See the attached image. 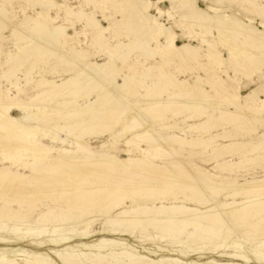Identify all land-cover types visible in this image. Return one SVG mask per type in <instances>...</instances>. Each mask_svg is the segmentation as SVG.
Listing matches in <instances>:
<instances>
[{
  "label": "bare ground",
  "instance_id": "1",
  "mask_svg": "<svg viewBox=\"0 0 264 264\" xmlns=\"http://www.w3.org/2000/svg\"><path fill=\"white\" fill-rule=\"evenodd\" d=\"M92 1L93 0H91V2ZM104 1L108 2V3L110 2L113 6L116 5L115 0H104ZM159 1L160 0H157L156 2H152L151 0H149V1L125 0V2L131 3L132 7H133L131 9L132 13L130 12L131 17H128L131 19L130 23L133 24V28L135 27V29L136 28L140 29L141 33L143 35L146 34V37H148L147 39H151V40L154 39L157 41V42L155 41L157 43V46H155V48H153L151 46L149 47V45L147 43L148 40L146 41V39L143 38V35L141 33L139 34V32H138L139 35H137L134 38L135 46H136L135 49H139V50L143 51L146 58L149 60L155 58L156 55H159V56H163L165 58L168 57V59L172 60V61L184 62V64L199 61L198 60L199 57L202 58V56L200 55L201 49L198 47H193L191 43H186V44H183L182 46H179L175 42L176 33L173 31V28H171V27L169 28V27H165L164 25H161L160 23H158L156 17L152 14L153 9L158 10V8H156V4ZM161 1H163V0H161ZM167 1L170 2V4L173 6V8L175 10L184 11L185 16H183V17H186L188 19V22H190L194 28H197L201 31V33L199 35V37H201L200 38L201 47H207L206 48L207 49L206 54L203 57L206 58L210 67L211 66L214 67L215 65H218V64L219 65L223 64V59L221 57V54L218 51L217 46L215 45V43L213 41L214 39L213 40L208 39V36L210 34H212L213 31H216L220 36H224V37H226V36L229 37V35L232 34L234 36V37H231L232 42H237V40L239 39L238 36H243L244 37V38H242L243 42H241V41L239 42L241 46L245 45V43H248V42L252 43L251 46L246 47L247 48L246 50H243L244 60H246L249 63V65H252V66H257V67L258 66H264V51H261V48H264V32L263 31L257 29L255 26H251V25H248L246 23H243L233 13H231V14L223 13V14L212 15L208 11L202 9L199 6L198 0H167ZM237 1L238 0H209V3L212 4L213 6L225 7L226 5H229V4H235ZM240 1L249 5L247 8L243 9L246 14L256 13L259 16H261V18H264V9L263 8L261 9L259 6L261 4L257 5V2H255L256 3L255 4L252 2V0H240ZM94 3H95V1H94ZM119 3H121V2H119ZM38 4L43 8L42 11L47 10V12L50 9L59 7V5L55 2V0H38ZM106 5H105V7H106ZM183 6L184 7L186 6V7L183 8ZM110 7L113 8L112 6H110ZM65 9H66V7H65ZM100 10H101V8H100ZM120 10H122V8H120ZM128 11H129V9H128ZM65 12L69 18L70 17L77 18L78 22H79V20H85L86 21V23H85L86 30H87V28H91L92 31L97 32L98 44H100L99 46H101L102 50H103V47L106 48L109 46L110 42H109V44H107L106 37H105V33H109V32H107L108 29H106L101 24V22L96 18L94 13H91V15L90 14L87 15L82 9L81 10L79 9L77 11V10L71 8V6L68 7L65 10ZM158 14H160L161 16L167 15V13H163L160 10H158ZM66 15H65V18H66ZM123 15H124V13H123ZM186 15H188V16H186ZM45 16H47V15H45ZM180 19H181V17H180ZM74 21H76V20H74ZM4 23H6V22H4ZM127 24H129V23H126V25ZM9 25H11V24H9ZM23 25L21 28L25 27V26L23 27ZM37 26L41 30V33L38 34L39 35L38 37L40 38L41 43L43 42L47 45L43 54L44 53L47 54L48 51L49 52L53 51L55 54V51H57V49H58L57 46H58V44H60L59 39L61 37H65V39L67 37H69L68 34H65L66 32H65V29L63 27H61L60 25L55 26L51 23V21H47L46 24H42V23L37 22ZM66 30H67V28H66ZM21 31L24 32V30H22V29H21ZM31 32H35V31L32 30ZM115 32H116V30H115ZM88 34H89V31H88ZM133 35H135V33ZM193 35L194 34L189 33V38H193ZM116 36H117V33H116ZM129 37H130V35H129ZM23 38H24V36H23ZM32 38H33V36H32ZM77 38H78V33H77ZM92 38H94V36ZM26 39H29V38H26ZM65 39H64L63 47H65L66 45H69V44H67V40H65ZM163 39H166L167 41L165 43H163L162 42ZM18 40H19V38H18ZM116 42H117V40H116ZM219 43H222V40ZM89 44H90V41H89ZM237 44L238 43H236V46H237ZM123 45H125V44H123ZM123 45H119V46L116 45V46L118 49H121V51H123L125 53L131 49V47H130L131 44H130V46H128V45L123 46ZM228 46H229V44H228ZM26 47H27V45H26ZM71 47L72 46H70V48ZM78 47H79V45H78ZM224 47L227 48L226 46H224ZM24 48H25V46H24ZM26 49H30V48H26ZM33 49H34V45H33L32 50ZM73 49H74V45H73V48L70 49L69 51L63 52L62 56H64V60L65 59L70 60V61L74 62L75 65L77 64L80 66H84V67H82L83 72L81 73L80 77H72L63 83L61 82L62 84H57L55 82H51L48 80H41L39 82V84L37 83L38 84L37 86L40 89V91H38L36 96L34 95L35 97L33 99H31L29 102H27V101H26L27 103H23L25 101L15 102L16 100L13 98H10L9 94H7L6 95L7 102L4 101V102L0 103V111L3 113V114H1V119H0V139L2 140V139L6 138V140H7V137H12L14 135V130L19 129V131L22 133V136L26 140H31V139L33 140L34 138L37 137V134H38L37 131L40 128L39 125H41V123H43L45 125L50 123L49 120H47V118H46L49 116L48 115L49 108L45 107L43 110L44 112H42V113L38 109L37 114H34V113H31V112H33L32 110L35 106L34 103H36V102L38 103L40 101L42 102L45 100L47 101L48 99L51 100L54 97L56 99V96H61L63 98L68 99L69 96L79 94L80 90H82V88H84V87H88V89H91L90 87L92 85H93L94 89L89 90V93L90 94L91 93H94V94L97 93V98H98L97 100L95 99L96 100L95 102L89 101V103H86V106L82 110H76L75 109L74 111L70 112V117L68 116L70 119L68 121L67 120H61V117H60L61 115L59 116L60 120L57 117H55L56 119H53V116H51L52 121H53L51 124H54L53 128L62 130L63 132L66 133V136H67L66 138L63 139V138L59 137V135L54 134V135H52L53 141L57 140L63 144H66L68 136L74 135L75 137H73V138L76 139L77 143H75V144L79 145L78 146L79 150H77V151L59 150L58 155L53 156V155L48 154L44 157V159H41L40 157L35 156L33 153V158H32L33 163L29 164L26 161V158L25 159L22 158L25 160V162H24V160H22L20 157V156L23 157L22 154L25 153V151H23L22 147H26V149H28L29 145H27L25 143L23 144V141H22V143H18V144L16 143L15 144L16 145V147H15L16 151L12 155L9 156L10 161H14V162L16 161V162L24 163L25 168H30V170L33 169V170L37 171V170L42 169V172H48L52 176L64 175L65 178H63V179L59 178L58 180H53V184H54L53 186L54 187H52L50 179H48V176H47V178L41 177L42 179H39V178L36 179V178H32L31 176L26 177L22 174L13 173L11 171L0 170V201L2 199L5 200L4 205L0 206V246L6 247V246H11L13 244L19 243L16 240L10 239L9 236L21 238V236L19 234H17L16 231L19 230L20 227H22V225H24V226L26 225L25 227H29V229H30V227H34L35 230H36V228L41 230V228L46 226L48 229L46 231H43V232L41 230L42 234L43 235L49 234L48 236H52V237L45 242H51L55 246L56 245H61L62 247L69 246V245L72 246V247L65 248L63 250H58L55 248L48 250V252L51 255L55 256L57 259H59L62 264H88L89 263L88 261H91L92 264H102L104 262L108 263L109 262L108 259L113 260L114 262H116V264H171L172 262H177L180 260H181L180 261L181 264H238V263H236V261H228L227 263L222 262V261H224V260H222L224 258L221 255H219L221 260H216L213 257H209V254H210L209 252L204 251V253H203V250L205 249L204 246L206 244V241L211 242L212 239L220 238L221 244L226 245L227 241L230 240V238L234 234V235H236V237H238V239L235 238L236 241H235L234 245H232V246L230 245L227 247L231 248V249L236 248L237 252H241L242 254L243 253L247 254L245 256H242L243 263H246V264L249 263L250 258H253L256 263L264 262V177L262 179L255 180L252 182H246L245 184H239V183H234V182H226V184L224 183V185L221 189L222 191H220V192L226 191V189L228 187L232 188V191L230 193H228V192L225 193V202L223 203V202L219 201V195L215 193L216 192L215 190H218L217 188L219 187L217 185V182L212 181L209 178H207L209 176V177H213V179L214 178L217 179V178H219V176L211 175L209 172H206L205 175H200L194 169H191V167L188 166L186 163L184 164L185 168L183 171L180 170L179 172H173V171L165 170L166 172L168 171V173H166L165 171L160 170L161 169L160 167H157L156 165L153 166L154 163L153 164L151 163V161L153 159H155V156L152 154V152H154V151L157 152V150L160 152L161 151L162 152L167 151L168 152L167 154H169V155L171 153V154L178 156V152L182 151L184 149V147L190 146V147L195 148L197 146V147H200L201 149L204 150L205 147H207V145L209 144V140H205L204 138H201L202 140L198 139L200 137L197 138L198 140L193 139L191 141H188V140H185L186 138L182 139L178 136H174V135L171 136L169 134H167V135L162 134V131L168 130V132H169L170 130H173L176 128H174L175 126L173 127L172 125L168 126V127L167 126L163 127L164 124L162 125V127H160L159 125L157 126L156 123H158V121H157L158 118H161L164 113L168 112L170 110V107L177 106L180 104V102L182 103L184 101H185L184 104H185L186 108L196 110V112L200 113L199 115H205L206 109L208 107H210V105L213 104V102H216L217 100L214 101V100H211L213 98H210L211 101H209L207 99V97H206V99L208 101L202 99L203 98L202 95L205 92L201 89V86H197L196 83H195L196 87L195 86L190 87V85H189V87L186 89L181 88V86L184 84V81L183 82L178 81L175 77H173L174 75L171 76V75L163 74V76H164L163 79L165 78V76H167V79H166L167 84H166V81H165V84L168 86L169 85L172 86L174 89H178L179 93L173 94V96L171 95L168 98L169 99L167 101L168 104L161 101L159 99L158 94H151V96L153 95L152 99L151 98L149 99L150 102H149V104H147L146 107H133L132 100H131V96H132L131 94L132 93L128 92V90L125 88L128 85L126 83L123 85H113L112 84L113 81H115V77L116 76L118 77V74L120 72V71H117L116 68L115 69L113 68V66H114L113 64H111L110 62L102 63V64L97 63V62H93L91 64H89V63L87 64L86 58H85L86 56L85 57L80 56L81 54H77ZM112 49L114 50V48H112ZM258 49H260V51ZM257 50L260 53L259 56L256 54L255 55L253 54V51L257 52ZM229 51H230L231 57H230V59L229 58L228 59L231 61L232 65H235V67L237 66L236 68L238 71H241L243 69L246 70V68L249 67V65L247 64L246 61H242L241 63H238V64H235L236 61H235V63H233L234 60L238 59V56L240 59V54H242V51L240 54H238L239 51L237 52L233 49H231ZM93 52H94V49H93ZM107 52H109V51H107ZM104 53H105L104 56H106V52H104ZM85 54H82V55H85ZM93 55H97V54L92 53L91 57H93ZM98 56H100V53L98 54ZM111 56H112V58H114L116 56V53L113 52ZM142 56H144V55H142ZM11 59H13V58H11ZM66 60H65V62H67ZM123 60H124V58H123ZM137 60L138 59L136 58V60L134 62L136 63ZM146 60H145V62H146ZM23 61H24V59H23ZM23 61H22V63H24ZM138 61H140V60H138ZM36 62H34V63H36ZM143 62H144V60H143ZM201 62H199V63H201ZM62 63H64V62H62ZM70 63H69V66H70ZM74 63H73V65H74ZM165 63L168 64V62H165ZM208 64L206 65V69L209 67ZM149 65H151V64H149ZM160 65L161 64H159L158 66L160 67ZM178 65H180V64H178ZM205 65L203 64V67ZM131 66L129 65V67H131ZM138 67H141V66H138ZM197 67H198V65H197ZM199 67H198V70H199ZM215 67H214V69H215ZM117 68H118V66H117ZM143 68H145V67H143ZM176 69H177V66H176ZM193 69H194V67H193ZM253 69H254V67H253ZM57 70L55 71V73L57 72ZM178 70H179V67H178ZM219 70H220V68H219ZM53 71H52V74H53ZM158 71L160 72V70H158ZM259 71H261V70H259ZM45 72L46 71H44V73ZM161 72H162V70H161ZM213 72H214V70H213ZM247 72H248V70H247ZM63 73H64V70H63ZM128 73H130V71ZM139 73L144 75L143 71H142V73L141 72H139ZM147 73H149V72L147 71ZM206 73H209V71ZM227 73H228V71H227ZM122 74H125V73L122 72ZM132 74H133V72H132ZM153 74L154 73L152 72V75ZM238 74H240V73H238ZM152 75L150 77H152ZM210 75L211 74H209V77H210ZM219 75L217 72V76H215L214 74L212 76L217 77V81H220V79L218 78V77H220ZM137 76H138V74H137ZM212 76H211V78H212ZM250 76H252V75L250 74ZM125 77L126 76L124 75L123 78H125ZM243 77H245V75ZM156 78H159V77H156ZM126 79L128 82V78H126ZM148 79H149V77H148ZM236 79H234L233 81H235ZM161 80H162V78H161ZM78 81H80V82L78 83ZM153 81H154V79H153ZM205 81H207V79ZM130 82H132V81H130ZM134 82H136V81H134ZM154 82H155L154 85H156L157 84L156 81H154ZM212 82H213V80H212ZM214 82L210 83L212 89L216 90L217 93H220L224 96V99L223 100L220 99L219 102L223 101V103L228 108L229 107L232 108V110L229 109L228 111L227 110L224 111V113L227 114L226 116L231 117V119L237 118L236 120L239 121L238 123L240 125L245 126V128H246L245 135L248 136V139H250L251 142L253 140H255L254 135L258 134L257 133L258 132V129H257L258 120H261L262 122H264V100H261V97L264 95V84L258 86L255 90H252L248 95L243 97L239 94V87L240 86L235 88L233 90V92L227 93L225 91H222L223 87L221 88V90H219L220 88L219 89L217 88V83L214 84ZM224 82H225V80L221 79V84ZM142 83H143V81H142ZM160 83H162V82H160ZM236 83L238 84V82H236ZM240 83H242V80ZM73 84H75V86L72 89H70ZM76 84L78 85L77 87H76ZM224 85H225V83H224ZM148 87L149 86H147L146 88H148ZM172 87H171V89H172ZM230 87H232V86H230ZM156 88H158V87H156ZM158 89H160V88H158ZM158 89H157V91H159ZM165 89H166V87H165ZM17 90L19 93H21L22 90H24V89L18 88ZM83 91H84V89H83ZM165 92L166 91H164V93ZM135 93H137V92H135ZM148 93H149V90H148ZM152 93H153V91H152ZM81 94H82V92H81ZM135 95H137V94H135ZM205 95H207V94H205ZM20 96H19V98H20ZM133 97H135V96H133ZM214 98H215V96H214ZM77 99H76V101H77ZM20 100H22V98ZM242 100L245 101L244 102L245 103L244 108L242 105L239 104V102ZM65 101H64V104H66ZM72 101H73V99H72ZM98 101L102 102V104H100V105L98 104L99 106L95 107L94 103H96ZM47 102L49 104V101H47ZM47 102H45V103H47ZM67 102H68V100H67ZM70 102L68 104H70ZM57 105H58V103H57ZM139 105H141V103H139ZM145 105H146V103H145ZM154 105H156V106H154ZM218 105H220V103H218ZM77 107H79V106H77ZM220 107L222 108L221 105H220ZM131 108L134 109L133 112H130ZM16 109L21 110L23 113H25V115L19 120L13 118L11 115L12 110H16ZM68 109L69 108H67V110ZM244 109H247L249 111V113L248 114L245 113ZM63 111H66V110H63ZM180 111H181V109H180ZM60 112H61V110H60ZM115 112H116V115L114 117L113 115ZM129 112H130V115L128 116L129 118H127L128 121L127 122L123 121L124 124L122 125V130L119 131L117 134H114V132H115V130H114L113 135H111V140H113L114 143L103 144L97 152H92L93 149L87 148L80 143L81 140H83L84 136L89 134L90 131H95V129H99L98 126H100L98 134L99 133L100 134L106 133L105 132L106 129H103L104 126L101 127V125L103 122L108 123L109 122L108 120L110 118H112V120L115 118L113 125L121 124L123 117L125 116V114H128ZM41 114H42V116H41ZM166 115H168V114L166 113ZM248 115H250V117L253 116L255 118V120H251L248 117ZM40 116L42 117V119H40ZM163 116L165 117V114ZM172 116H173V114H172ZM217 119H218V117H217ZM208 120H209V118H208ZM256 120H257V123H256ZM50 121H51V119H50ZM31 122H33V123H31ZM21 123H26V124L22 125ZM212 123H210V124H212ZM218 123H216V124H218ZM31 124H37V126H32ZM201 124L206 125L207 122H204ZM213 124H212V126H213ZM104 125H106V124H104ZM198 126H200V125H198ZM196 127H197V125H196ZM220 127H222V126H220ZM235 127H236V125H235ZM259 128H261V127H259ZM183 129H182V131H181V129H179L180 132H183ZM190 129H192V128H189V130ZM212 129H214V127H212ZM217 129H219V128L217 127ZM44 131H45V134H50V132L47 129H45ZM111 131H112V127H111ZM228 131H230V130H228ZM241 131H239V134ZM109 132L110 131H108V133ZM206 132H208V127L207 128L205 127L204 133H206ZM211 132L212 131H210V134H211ZM224 132H226V131H224ZM234 134L236 135V133H234ZM128 135L132 136L130 139L126 140L127 141L126 145L128 146V149L126 150V152L129 155V157L126 159V161H121L117 157L110 154V149L115 146V144L118 142L119 139H123V138L125 139ZM198 135L199 134H197V136ZM201 135L203 136V134H201ZM220 135L218 136L219 140L223 139V138L220 139ZM232 135H233V133H232ZM256 137H257L256 138L257 139L256 145H252L250 147H247V146L245 147L246 151H245L243 159L244 158L246 159L245 162H247L248 165H249V163H252L255 160L253 158H250L249 155H254V154L262 155L263 154V156H264V134H262V135L258 134V135H256ZM226 138H225V140H226ZM235 139H238V138H235ZM216 140L217 139L215 138L213 141H216ZM142 143L147 144L150 148L149 150L144 149L142 151L145 155H147V156H145V157L143 156V157L145 159H149V161L133 156L135 149L136 148L139 149L140 145ZM240 143L242 144V142H240ZM0 146L4 147V144L0 143ZM226 147H228V146H226ZM222 148H223V146H222ZM35 149H38V148L36 147L33 150H35ZM215 150L216 149H214V151ZM217 150H218V148H217ZM81 153H84L85 155H81ZM233 153H234V151H233ZM242 153H244V152H241V154ZM212 154H213V152H212ZM139 155H141V154H139ZM160 155L162 156V154H160ZM218 156H220V153L218 154ZM237 156L239 157L238 154H237ZM257 157L260 158L261 156H257ZM4 158L6 159V157H4ZM259 158L256 161L259 162V160H260ZM210 160H211V158L209 159V162H210ZM263 161H264V159H263ZM263 161L261 162L262 164H264ZM232 164L233 163H231V165ZM233 165H236V164H233ZM220 166L222 167L223 165H219V167ZM215 168H216V166H215ZM226 168H229V167H225V169ZM234 168H236V167H234ZM261 168L264 169L263 166ZM219 169H221V168H219ZM4 170H6V168ZM43 170H45V171H43ZM120 170L124 171L125 174L121 175L122 172ZM126 172H132V174L134 172V175H129V174L126 175ZM230 172L234 173V171H230ZM151 173L156 174L158 180L162 181L163 184L160 188L155 187V186H148L147 183L145 182V180L142 181V180H138L136 178V175H139V174H141V175L147 174L148 175V174H150V176H151ZM38 175H39V173H38ZM183 175L188 176V179L189 178L190 179L187 180V179L183 178ZM139 179H141L140 176H139ZM146 180L148 181V179H146ZM158 183H160V182H158ZM179 183H183V184L185 183L186 185L188 184L191 188L197 190V192L200 194V196L194 197L191 195H184L181 198V197H179L180 195L178 196V195L174 194L175 196L173 197V202H171V201L167 202L166 201L167 199H163L162 196L165 195L164 193L169 191V190H167V188H168L167 186L169 184H179ZM50 185H51V187H50ZM42 186H44V188H48V189H43ZM68 186H70V188H68ZM69 190L71 192H69ZM55 192H57L59 194V196H60V197L58 196L59 199H56L55 197L52 196L53 193H55ZM171 194H173V193H171ZM31 197H35L36 200L40 204H43L40 206H44L46 209V212L43 211V212L39 213L38 219H36V220L32 219L33 212L24 214L22 211L9 208V207H13L16 204H19L21 206L22 204H21L20 200H24L26 198L29 199ZM157 197H162V199H159L160 203H158V204L157 203H152V204L148 203V202H150V200H153V199L158 200ZM140 198H142V199L140 200ZM238 198L241 199L240 202L237 201ZM229 200H232L233 202H228ZM129 201H133L131 206H128V204H127ZM44 203H46V204H44ZM189 205H194L195 207H191ZM100 207H103V210L99 213H94L95 209H98ZM203 207H204V209H203ZM72 210L80 211L81 215L74 217L73 214H75V213L72 214L71 213ZM93 210H94V212L92 213ZM119 210H120V212L115 213V211H119ZM27 211H29V210H27ZM83 214H85L86 216H83ZM101 219H106L107 220L106 223H104L102 226H100L98 229H96L94 232H92L93 233L92 235H91V232L88 233L89 229L91 230L92 223L94 221H98ZM245 225H247V226H245ZM81 226H84V228L82 230L79 229V227H81ZM139 228H146L147 230H150L151 228H154V230H155L157 228V229H159L158 230L159 231V235H158L159 238H160V232H162V230L165 231V233L166 232L168 233V236H170L169 238H171V236L177 237L179 239L182 237L183 239H180V241H179L181 246L185 247L188 250V252L197 253L199 256L198 260L197 261H195V260L190 261L189 259H186L187 261H185V260H182L183 259L182 257H180L182 259H180V258L175 259V258H168L169 256L168 257L162 256V257L156 258L150 254L137 251V249H134L135 247L137 248V246H135V244L137 242L142 243V241H144V239L146 237V236L142 237V235H140L141 233L138 234L137 230ZM8 229H10V231H8ZM146 229H145V231H146ZM31 230H33V229H31ZM154 232L152 230V234H154ZM68 234H73V235L67 236ZM77 235L83 236L84 239H89L91 237H97V236L101 237V238H99V239L95 238L96 240L93 241V244L83 243V244L78 245L77 243H75L77 238H78ZM161 235H163V234L161 233ZM83 237H81V238H83ZM109 237H111V238H109ZM127 238H133L135 244H130L131 242H128ZM149 238H152V237H149ZM147 240H148V238H147ZM169 240H171V239H169ZM154 241H156V240H153V242ZM190 241L195 242V243H191ZM158 243H159V241H158ZM215 243H216V241H215ZM231 243H232V241H231ZM146 244H147V242H146ZM177 244H178V242H177ZM177 244H176V246H177ZM35 245L39 249H41L44 246L43 243L38 242L37 240L35 241ZM112 246H119V247L123 248V249L121 248L122 250L130 251V252L122 251V252L118 253L115 251V249L114 250L112 249V248H114ZM206 246L208 247V245H206ZM76 248H83V249L84 248H93V249L98 248L100 250H109L108 251L109 253H105L104 255L98 254V253L96 255L93 254L94 258H84L87 261V263H84L83 260L80 259V257H79L80 255L75 253ZM240 249L243 251H240ZM214 250H215V248H214ZM91 255H92V253H91ZM119 255H120V257H118ZM83 256H85V255L83 254ZM85 257H87V256H85ZM113 261L109 264H113ZM180 262H179V264H180ZM0 264H58V263L56 261H54L53 259H51L50 257L44 255V254L30 252V251H27L23 248H17L15 250H12L9 252H4L1 249L0 250Z\"/></svg>",
  "mask_w": 264,
  "mask_h": 264
},
{
  "label": "rangeland",
  "instance_id": "2",
  "mask_svg": "<svg viewBox=\"0 0 264 264\" xmlns=\"http://www.w3.org/2000/svg\"><path fill=\"white\" fill-rule=\"evenodd\" d=\"M94 1H95V3H94ZM143 1H149V0H143ZM151 1L152 2H156L157 0H151ZM55 2L59 5V7L50 9L47 12V10L42 11L43 8L38 4V0H0V30H1L0 31V103L4 102V101L7 102V97H6L7 94H9L10 98L15 99L16 100V101L14 100L15 102H17V101H22V102L25 101L23 103L29 102L31 99H33L36 96L38 91H40V89L38 88L37 85L39 84V82L41 80H48V81H51V82H55L57 84H62L63 82L69 80L72 77H80L81 73L83 72L82 71V67H84V66H80V65H77V64L75 65L74 62H72L70 60H66V59L65 60L67 62H65L64 56H62L63 52L69 51L70 49L73 48V45H74V49L73 50L77 54H81L80 56H83V57L86 56L85 58H86L87 64L88 63L91 64L93 62H97V63H100V64L110 62L111 64L114 65V66L112 65L114 69L116 68L117 71H120L119 74H118V77L117 76L115 77V81H113L112 84L113 85H123V84L126 83L128 85L125 88L128 90V92L132 93L131 94L132 95L131 96V100H132L133 107H146L147 104H149V102H150L149 99L150 98L152 99L153 95L151 96V94H158L159 95V99L161 101H163L164 103L168 104V102H167L169 100L168 98L171 95L173 96V94L179 93L178 89H174L172 86L166 85L167 84V81H166L167 76H165V78H164L165 80H164L163 79V77H164L163 74H165V75L167 74V75H171V76L174 75L173 77H175L178 81H180V82L184 81V84L181 86V88H185L186 89V88L189 87V85H190V87L191 86L192 87H194V86L196 87V85H195V83H196L197 86H201V89L205 92L202 95V97H203L202 99H204L206 101H208V100L209 101H211V100L216 101L217 100L216 102H213V104H211L210 107H208L206 109V112H205L206 114L205 115H199L200 113L196 112V110L186 108V106L184 104L185 101H184L182 103L180 102V104L177 105V106L170 107V110L168 112H166L168 115H166V113H164L165 117L163 116L164 115L163 114L161 118H158V120H157L158 123H156L157 126L159 125L160 127H162V125L164 124L163 127L164 126L168 127V126L172 125L173 127L175 126L174 128H176V129L170 130L169 132H168V130L162 131V134H166V135L169 134L171 136L174 135V136H178V137H180L182 139L186 138L185 140H188V141H191L193 139H197L198 137H200L198 139L204 138L205 140H209V144L207 145V147H205L204 150L201 149L200 147H197V146L195 148L194 147H190V146L189 147L188 146L184 147V149L182 151L178 152V156L174 155V154H171V153L169 155V154H167L168 153L167 151H163L164 153L162 151L160 152L158 150H157V152L154 151V152H152V154L155 156V159L152 160L153 162L151 161L152 164L154 163L153 166L156 165L157 167H160L161 168L160 170H162V171L169 170V171H173V172H179L180 170H182V171L184 170V168H185L184 164L186 163L188 166L191 167V169H194L200 175H205L206 172H209L211 175L219 176L220 179L219 178H217V179L214 178L213 179V177H209V176L207 178H209L212 181L217 182V185L219 187L217 188L218 190H215L216 191L215 193L219 195V201H221L223 203L225 202V193H227V192L230 193L232 191V188L228 187L226 189V191L220 192V191H222L221 189H222L224 183L226 184V182H234V183H239V184H245L246 182H252V181H255V180L262 179L264 177V169L261 168L262 166L264 167V164L261 163L263 161V159H264L263 154L262 155H259V154L249 155L250 158L255 159L252 163H249V165H248L247 162H245L246 159L245 158L243 159L245 151H246L245 147L246 146L250 147L252 145H256V143H257L256 135L264 134V125H263L264 122H262L261 120H258V123H257V120H256L257 129H258L257 133L258 134L254 135L255 136V140H253L251 142L250 139H248V136L245 135V132H246L245 131L246 130L245 126L240 125L238 123L239 121L236 120L237 118H235V119L232 118L231 119V117L226 116L227 114H225L224 111H226V110L228 111L229 109L232 110V108H230V107L228 108L223 103V101L219 102L220 99L221 100L224 99V96L222 94H220V93H217V91L212 89V87L210 85V83H213L216 80L214 82V84L217 83V88L218 89L220 88L219 90H221V88L223 87L222 91H225L227 93L233 92V90L235 88L240 86L239 87V94L241 96L245 97L252 90H255L258 86L264 84V66H258V67L257 66H252V65H249V63L246 60H244L243 50H246L247 49L246 47L251 46L252 45L251 42L245 43V45H243L244 46L243 47L239 43L240 41L243 42V39H242V38H244L243 36H238L239 39L237 40V42H232L231 37H234L232 34L229 35V37H230L229 38L228 36H226V37L220 36L216 31H213V33L210 34L211 36L210 35L208 36V39H210V40L214 39L213 41H214L215 45L217 46L218 51L221 54V57L223 59V64L215 65L216 67L214 66L215 67V69H214L213 66L210 67V65L208 64V61L206 60V58L203 57L206 54V50H207L206 48L207 47H201V43H200V38L201 37H199L201 31L199 29H197V28H194L193 25L190 22H188V19L186 17H183V16H185V14H184L185 12L184 11H181V10L177 11V10H175L173 8V6L170 4L169 1H167V0L161 1L160 0L156 4V8H158V10L162 11L163 13H167V15L161 16L160 14H158V10L153 9L152 10V14L156 17L158 23H160L161 25H164L165 27L173 28V31L176 33L175 42L179 46H182L183 44H186V43H191L193 47L200 48L201 49L200 50V55L202 56V58L199 57V59H198L199 61H197V62L185 63V64H184V62L172 61V60H169L168 57L165 58V57L159 56V55L155 56L156 59L153 58V59L149 60V59L146 58V56L143 53V51H141L139 49H135L136 46H135L134 38L141 33V30L138 29V28L135 29V27L133 28V24L130 23L131 19L128 18V17H131L130 16L131 13H132L131 9L133 8L131 3L125 2V0H115L116 5L113 6L110 2L108 3V2H105L104 0H93L92 2H91V0H89V1L88 0H55ZM119 2H121V3H119ZM252 2L253 3L257 2V5L261 4V5H259L260 8L264 9V0H252ZM198 3H199V6L202 9L208 11L212 15L223 14V13H226V14L233 13L243 23H246V24L251 25V26H255L257 29H259V30L264 32V18H261V16H259L256 13L246 14L243 9L247 8L249 5L246 4V3H243L240 0H238L235 4H229V5H226L225 7L213 6L212 4L209 3V0H198ZM105 5H106V7H105ZM70 6H71V8H73V9H75L77 11L79 9L80 10L82 9L87 15H89V14L91 15V13L95 14L96 18L101 22V24L106 29H108L107 32H109V33H105L107 44H109V42H110L108 47H106V48L103 47V50H102L101 46H99L100 44H98V40H97L98 37H97V32L96 31H92L91 28H87V30L89 31V34H88V31L85 28V23H86L85 20H79V22H78L77 18H74V17H70L69 18L66 15L65 10L68 7H70ZM110 6H112L113 8H111ZM65 7H66V9H65ZM185 7L183 6V8H185ZM100 8H101V10H100ZM120 8H122V10H120ZM128 9H129V11H128ZM122 12L124 13V15H123ZM45 15H47V16H45ZM65 15H66L67 19L65 18ZM186 16H188V15H186ZM180 17H181V19H180ZM74 20H76V21H74ZM36 21L39 22V23H42V24H46L47 21H51V23L53 25H55V26H59L60 25L61 27H63L65 29V32H66L65 34L69 35V37H67L66 39H65V37H61L59 39L60 40V44H58V46H57V48H58L57 51L58 52L55 51L56 55L54 54L53 51H51V52L48 51L47 54L46 53L43 54V52H44V50H45L47 45L45 43H43V42L41 43V40L38 37L39 36L38 34L41 33V30L37 26V22ZM4 22H6L7 24L4 23ZM126 23H129V24L126 25ZM9 24H11V25H9ZM22 25H23V27L24 26L25 27L21 28ZM64 26L67 28V30H66V28ZM21 29L24 30V32L26 34L24 32H22ZM32 30L35 31V32H31ZM115 30H116V32H115ZM138 32H139V34H138ZM77 33H78V38H77ZM116 33H117V36H116ZM134 33H135V35H133ZM189 33L194 34L193 38H189ZM129 35H130V37H129ZM23 36H24V38L27 36L26 38H29V39H26V38L24 39ZM32 36H33V38H32ZM93 36H94V38H92ZM18 38H19V40H18ZM63 38L65 40H67V44H69V45H66L65 47H63V45H64V39ZM143 38H145L146 41L148 40L147 43H148L149 47L151 46V47L155 48V46H157V43H156L157 41L154 40V39H152V40L151 39H147L148 37H146V34L143 35ZM72 39L73 40L75 39V40L73 41ZM116 40H117V42H116ZM221 40H222V43L224 45L222 43H219V42H221ZM89 41H90V44H89ZM166 41H167L166 39L162 40L163 43H165ZM236 43H238L239 45L237 44V46H236ZM77 44L79 45V47H78ZM123 44H125V45H123ZM130 44H131V46H130ZM228 44H229V46H228ZM26 45H27V47H26ZM33 45H34V49L32 50ZM116 45L117 46H119V45L127 46L128 45V46L131 47V49L128 50L125 53V52L121 51V49H118ZM24 46H25V48H24ZM70 46H72V47L70 48ZM224 46H226L227 48H225ZM36 47L37 48L39 47V48L37 49ZM111 47L114 48V50ZM26 48H30V49H26ZM93 49H94V52H93ZM231 49H233V50H235L237 52L239 51L238 54H240L241 51H242V54H240V59L241 60L239 59V56H238V59L234 60L233 63H235V61H236L235 64H238V63H241L242 61H246L247 64L249 65V67L246 68V70L243 69L241 71H238L237 68H236L237 66L235 67V65H232L231 61L229 60L230 57H231L229 50H231ZM106 50L109 51V52H107ZM258 50L260 51V49H258ZM258 50H257V52L253 51V54L254 55L256 54V55L259 56L260 53L258 52ZM103 51L106 52V56H104L105 53ZM261 51H264V48H261ZM113 52L116 53V56L114 58H112V56H111ZM92 53L93 54L95 53L97 55H93V57H94L93 58V57H91ZM99 53H100V56H98ZM82 54H85V55H82ZM142 55H144V56H142ZM11 58H13V59H11ZM123 58H124V60H123ZM136 58L138 60H140V61L137 60L136 63H135L134 61L136 60ZM23 59H24V61H23ZM21 60L24 63H22ZM143 60H144V62H143ZM145 60H146V62H145ZM34 62H36V63H34ZM62 62H64V63H62ZM165 62H168V64L165 63ZM199 62H201V63H199ZM69 63H70V66H69ZM73 63H74V65H73ZM177 63L180 64V65H178ZM206 63L209 65V67L207 68L208 70L206 69V65H207ZM149 64H151V65H149ZM159 64H161L160 67L158 66ZM203 64L204 65L206 64V65L203 67ZM129 65L130 66L132 65L133 67L132 66L129 67ZM197 65H198V67L200 66L199 70H198ZM117 66H118V68H117ZM138 66H141V67H138ZM176 66H177V69H176ZM143 67H145V68H143ZM178 67H179V70H178ZM193 67H194V69H193ZM253 67H254V69H253ZM219 68H220V70H219ZM212 69L214 70L215 73L213 72ZM56 70H57V72L55 73ZM63 70H64V73H63ZM141 70L143 71L144 75L139 73V72L142 73ZM158 70H160V72ZM161 70H162V72H161ZM247 70H248V72H247ZM259 70H261V71H259ZM44 71H46L49 75L45 72L47 74L46 75L44 73ZM52 71H53L54 75L52 74ZM129 71H130V73H128ZM147 71L149 73H147ZM208 71H209V73H206ZM227 71H228V73H227ZM122 72L125 73V74H122ZM132 72H133V74H132ZM152 72L154 73L153 75H152ZM217 72H218V75L220 74L219 75L220 77H218L220 79V81H217V77H215V76H217ZM136 73L138 74V76H137ZM238 73H240V74H238ZM150 74L152 75V77H150L151 76ZM209 74H211L210 77H209ZM213 74L215 76H212ZM250 74L252 76H250ZM124 75L126 76L125 78H123ZM244 75H245V77H243ZM211 76H212V78H211ZM148 77H149L150 80L148 79ZM156 77H159V78H156ZM126 78H128V82H127ZM161 78H162V80H161ZM153 79H154V81H156V83H157L156 85H154L155 82L153 81ZM206 79H207V81H205ZM221 79L225 80V82H224L225 85H224V83L221 84ZM234 79H236V80L233 81ZM212 80H213V82H212ZM241 80H242V83H240ZM130 81H132V82H130ZM134 81H136V82H134ZM142 81H143V83H142ZM159 81L162 82V83H160ZM165 81H166V84H165ZM79 82L80 81H78V83ZM236 82H238V84ZM77 84H76V87L78 86ZM74 86H75V84H73L70 89H72ZM147 86H149L152 90L149 87L146 88ZM155 86L160 88V89L156 88ZM230 86H232V87H230ZM165 87H166V89H165ZM171 87H172V89H171ZM18 88H21V89H24V90H22V92L19 93L18 90H17ZM90 88L94 89L93 85ZM83 89H84V91H83ZM91 89H88V87H84V88H82V90H80V93H79L80 95L76 94V95H73V96H69L68 99L63 98L61 96H56V99L54 97L51 100L50 99L47 100V101H49V104H48V102L46 100L42 101V102L41 101L38 102L39 104L37 102H36L37 104L34 103L35 106H34V108L32 110L33 112H31V113L37 114V112H38L37 110L38 109L42 113V112H44L43 110H44L45 107L49 108V111H48L49 113L47 112L49 116L46 117V118H47V120H49L50 123H48L47 125L41 123V125H39L40 128L37 131V133H38L37 137L34 138L33 140L32 139L31 140H26L22 136V133L19 131V129L14 130V135L12 137H7V140H6V138L2 139V140L0 139V143L4 144V147L0 146V170L11 171L13 173H19V174H22V175H24L26 177L27 176H31L32 178H36V179L37 178L42 179L41 177H46L47 178V176H48V179H50L52 187H54L53 186L54 185L53 184V180H58L59 178H61V179L65 178L64 175H62V176H58V175L52 176L48 172H42V169L41 170H37V171L33 170V169L30 170V168H25L24 163L16 162V161L15 162L14 161H10V159H9L10 157L9 156L12 155L16 151V149H15L16 145L15 144L16 143L17 144L18 143H22V141H23V144L25 143V144L29 145V147H28V149H26V147H22L21 146L23 151H25V153L22 154L23 157L22 156H20V157H21V159L22 158H24V159L26 158V161L29 164L33 163V161H32L33 153H34L35 156L40 157L41 159H44V157L46 155H48V154L49 155H53V156L58 155V151L59 150H68V151H77V150H79V147H78L79 145L75 144V143H77V141H76L75 138H73V137H75L74 135L68 136L66 144H63V143H61L60 141H57V140L53 141L52 135H54V134L55 135H59V137H61L63 139L66 138L67 136H66V133L63 132L62 130L53 128L54 124H51L53 122L51 116H53V119H56L55 117H57L60 120V117H61V120H67L68 121L70 119L69 118L70 117V112L74 111L75 109L76 110H82L86 106V103H89V101L90 102H93V101L95 102L98 99L97 98V93L96 94H94V93L90 94L89 93V90H91ZM157 89L159 91H157ZM148 90H149V93H148ZM134 91L137 92V93H135ZM152 91H153V93H152ZM164 91H166V92L164 93ZM81 92H82V94H81ZM135 94H137V95H135ZM205 94H207V95H205ZM19 96H20V98H19ZM133 96H135L136 98L133 97ZM214 96H215V98H214ZM206 97H207L208 100L206 99ZM21 98H22V100H20ZM210 98H213V99L210 100ZM72 99H73V101H72ZM76 99H77V101H76ZM67 100H68V102H67ZM261 100H264V95L261 97ZM64 101H65L66 104H64ZM45 102H47V103H45ZM69 102H70V104H68ZM99 102L100 101L94 103V106L98 107L100 104H102V102H100V103ZM244 102H245L244 100L239 102V104L242 105L243 108L245 107V103ZM57 103H58V105H57ZM139 103H141V105H139ZM145 103H146V105H145ZM218 103H220L222 108L220 107V105H218ZM77 106H79V107H77ZM154 106H156V105H154ZM67 108H69V109L67 110ZM179 108L181 109V111H180ZM60 110H61V112H60ZM63 110H66V111H63ZM133 110L134 109L131 108L130 112H133ZM244 111L247 114L249 113V111L247 109H244ZM130 112L128 114H125V116L123 117V119L121 121V124H119L120 126L119 125H113L115 118L113 120H112V118H110L108 120L109 121L108 123H104L103 122L102 125H101V127L104 126L103 129H106V131H105L106 133H104V134L103 133H101V134L99 133L98 134L99 129H100V126H98L99 129H95V131H90L89 134L84 136L83 140H81L80 143L83 146L87 147V148L93 149L92 152H97L100 149V147L103 144H105V143H114V141L111 140V135H113L114 130H115L114 134H117L119 131L122 130V125L124 124V122L128 121L127 118H129L128 116L130 115ZM1 114H3V113L0 111V119H1ZM172 114H173V116H172ZM11 115H12L13 118L19 120L25 115V113H23L21 110H17L16 109V110H12ZM115 115H116V112L114 113L113 116L115 117ZM41 116H42V114H41ZM41 116H40V119H42ZM217 117H218V119H217ZM248 117L251 120H255V118L253 116L250 117V115H248ZM208 118H209V120H208ZM50 119H51V121H50ZM221 119L222 120L224 119V120L222 121ZM204 122H207V124L206 125L201 124V123H204ZM31 123H33V122H31ZM210 123H212L213 126ZM216 123H218V124H216ZM21 124L25 125L26 123H21ZM104 124H106V125H104ZM31 125L32 126H37V124H31ZM196 125H197V127H196ZM198 125H200V126L202 125V126L200 127ZM235 125H236V127H235ZM204 126L206 128L208 127V132H206V133H204V131H205V127ZM216 126L219 129H217ZM220 126H222V127H220ZM111 127H112V131H111ZM188 127L192 128V129L189 130ZM212 127H214V129H212ZM259 127H261V128H259ZM45 129H47L50 132V134H45V131H44ZM179 129H181V131L183 129L184 133L180 132ZM228 130H230V131H228ZM108 131H110L111 133L110 132L108 133ZM210 131H212L211 134H210ZM224 131H226V132H224ZM239 131H241L240 134H239ZM232 133H233V135H232ZM234 133H236V135ZM197 134H199L200 136L199 135L197 136ZM201 134H203L204 137ZM219 135H220V139L221 138H223V139L219 140V138H218ZM131 137H132L131 135H128L125 139L124 138L123 139H119L118 142L115 144V146L110 149V154L115 156V157H117L121 161H126V159L129 157V155L126 152V150L128 149V146L126 145V142H127L126 140L130 139ZM226 137L227 138L229 137L228 138L229 140ZM215 138L217 140L213 141ZM225 138H226V140H225ZM235 138H238V139H235ZM240 142H242V144ZM222 146H223V148H222ZM226 146H228V147H226ZM36 147L38 149L33 150ZM216 147L218 148V150H217ZM144 149L145 150H149L150 148H149V146L147 144L142 143L140 145L139 149H137V148L135 149V152H134L133 156L134 157H138V158L143 159V160L149 161V159H145L144 158L145 156H147V155H145L142 152ZM214 149H216V150L214 151ZM233 151H234V153H233ZM212 152H213V154H212ZM241 152H244V153L241 154ZM219 153H220L221 157L218 156ZM139 154H141V155H139ZM160 154H162V156ZM237 154L239 155V157L237 156ZM81 155H85V154L81 153ZM257 156H261V157L259 158ZM4 157H6V159ZM210 158H211V160L209 162ZM258 158L260 159L259 162L256 161V160H258ZM24 159H22V160H24ZM24 162H25V160H24ZM231 163L236 164V165H233V164L231 165ZM263 163H264V161H263ZM219 165H223V166L219 167ZM215 166H216V168H215ZM225 167H229V168L225 169ZM234 167H236V168H234ZM5 168H6V170H4ZM219 168H221V169H219ZM43 171H45V170H43ZM230 171H234V173H231ZM121 172H122L121 175L125 174L124 171H121ZM38 173H39V175H38ZM166 173H168V171ZM127 174L134 175V172H133V174H132V172H126V175ZM146 175L147 174H145V175L139 174V175H136V178L138 180H142V181L145 180V182L147 183L148 186H155V187H158V188H160L162 186L163 183H162V181L158 180L156 174L151 173V176H150V174H148L147 176ZM139 176H140L141 179H139ZM183 178H185L187 180L190 179V178L188 179V176H185V175H183ZM146 179H148V181ZM158 182H160V183H158ZM51 185H50V187H51ZM187 185L185 183L184 184L183 183L169 184L167 186L168 187L167 190H169V191L164 193L165 195L162 196L163 199H167L166 200L167 202H170V201L173 202V197L175 195H178V196L180 195L179 197H181V198L184 195H191V196H194V197H199L200 196V194L197 192V190H195V189L191 188L189 185L188 186ZM42 188L43 189H48V188H44V186H42ZM68 188H70V186H68ZM69 192H71V191L69 190ZM171 193H173V194H171ZM52 196L55 197L56 199H59L58 198L59 194L57 192L53 193ZM162 197H157L158 200L153 199V200H150V202H148V203L149 204H152V203H157L158 204V203H160L159 199H162ZM29 199L26 198L24 200H20V202L22 204L21 206L19 204H16L13 207H9V208L22 211L24 214L33 212V214L31 213L32 214V219L36 220V219H38L39 213H41L43 211L46 212V209H45L44 206H40V205H43V204H40L36 200L35 197H31ZM141 199L142 198H140V200ZM240 200L241 199L238 198L237 201L240 202ZM4 202H5V200L2 199L0 201V206H3ZM228 202H233V201L229 200ZM132 203H133V201H129L127 204H128V206H131ZM44 204H46V203H44ZM189 206L195 207L194 205H189ZM203 209H204V207H203ZM27 210H29V211H27ZM102 210H103V207H100L98 209H95V212L93 210L92 213L93 212L94 213H99ZM116 212H120V210L119 211H115V213ZM71 213L72 214L75 213V214H73L74 217L81 215V212L78 211V210L77 211L76 210H72ZM83 216H86V215L83 214ZM106 221H107L106 219H101V220H98V221H94L92 223V225H91L92 226L91 230L89 229L88 233L91 232V235H92L93 234L92 232H94L96 229H98L100 226H102L104 223H106ZM23 226L24 225H22V227H20V229L16 231L17 234H19L21 236V238L20 237L16 238V237H13V236H9L10 239L16 240L19 243L13 244L11 246H6V247H4V246L1 247L0 246V250L2 249V251H4V252H9V251L15 250L17 248H23V249H25L27 251H30V252L44 254V255L50 257L51 259H53L54 261H56L58 264H62L60 262V260L57 259L55 256L51 255L48 252V250L49 249H54V248L58 249V250H63L65 248L72 247V246H70V245L69 246H64V247H62L61 245H56L55 246L51 242H45V241H47L48 239H50L52 237V236H48L49 234H46V235L42 234L43 231H46L48 229L46 226L41 228L42 232L38 228H36V230H35L34 227H30V229H29V227H25L26 225L24 227ZM245 226H247V225H245ZM83 228H84V226L79 227L80 230H82ZM31 229H33V230H31ZM145 229L146 228H139L137 230L138 234L141 233L140 235H142V237L146 236L144 241H142V243L141 242H137L135 244L133 238H127L128 242H131L130 244H135V246H137V248L136 247L134 248V249H137V251L142 252V253L150 254V255H152L153 257H156V258L157 257H162V256H166V257L169 256L168 258H175V259H178V258L182 257L183 259L182 258H180V259L185 260V261H187L186 259H189L190 261H194V260L197 261L198 260L199 256H198L197 253L188 252V250L185 247L181 246L179 241H180V239H183L182 237L180 239L177 238V237H174V236L173 237L171 236V238H169L170 236H168V233L166 232L167 233L166 234L165 231L162 230V232H160V238H159L158 237V235H159V231L158 230L159 229L156 228L154 230V228H151L150 230L146 229V231H145ZM152 230H153V232L155 231L154 234H152ZM8 231H10V229H8ZM161 233L163 235H161ZM72 235L73 234H68L67 236H72ZM77 237H76L77 240H76L75 243H77L78 245L79 244H83V243H85V244H93L94 240L101 238V237H98V236L97 237H91L90 236L91 238L84 239L83 236H79V235H77ZM81 237H83V238H81ZM149 237H152V238H149ZM109 238H111V237H109ZM147 238H148V240H147ZM168 238L171 239V240H169ZM235 238L238 239V237H236V235L233 234L232 237L230 238V240L227 241L226 245H222L221 244V239L220 238L212 239L211 242L213 244L210 241H208V242L206 241V244L204 246L205 249L203 250V253H204V251L205 252H209L210 253L209 257H213L216 260H221V258L219 257V255H221L224 258V259H222V260H224V261H222L224 263H227L228 261H236V263H238V264H246V263H243L242 256H245L247 254H245V253L242 254L241 252H237L236 248H232L231 249V248L227 247V246H230V245L231 246L234 245V243L236 241ZM36 240L38 242L43 243L44 246L41 249L37 248V246L35 245V241ZM153 240H156V241L153 242ZM158 241H159V243H158ZM215 241H216V243H215ZM231 241H232V243H231ZM146 242H147V244H146ZM177 242H178V244H177ZM191 243H195V242H191ZM176 244H177V246H176ZM206 245H208V247ZM112 247H114L112 249L113 250L115 249V251L118 252V253L122 252V251L130 252V251L122 250L123 248L119 247V246H112ZM214 248H215V250H214ZM99 250L100 249H98V248H95V249H93V248H84V249L83 248H76V250H75L76 252L75 253L80 255L79 257H80L81 260H83L84 263H87V261L84 258H94V255H96L97 253L98 254H102V255H104L105 253H109L108 252L109 250H100V251ZM240 251H243V250L240 249ZM91 253H92V255H91ZM83 254L85 256H87V257L83 256ZM118 257H120V255ZM108 261H109L108 263L104 262L102 264H109L113 260L108 259ZM180 261L172 262L171 264H179ZM249 261L250 262L247 263V264H264V262L256 263L253 258H250ZM88 262H89L88 264H92L91 261H88ZM113 264H116V262L113 261ZM180 264H181V262H180Z\"/></svg>",
  "mask_w": 264,
  "mask_h": 264
}]
</instances>
